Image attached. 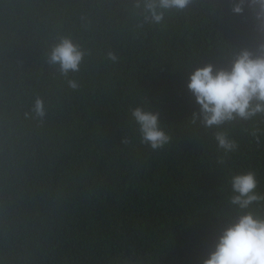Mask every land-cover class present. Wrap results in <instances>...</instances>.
Masks as SVG:
<instances>
[{
  "label": "trees",
  "instance_id": "obj_1",
  "mask_svg": "<svg viewBox=\"0 0 264 264\" xmlns=\"http://www.w3.org/2000/svg\"><path fill=\"white\" fill-rule=\"evenodd\" d=\"M234 2L154 24L137 0H0V264H202L239 215L264 218V199L230 203L247 172L264 197V113L206 128L186 89L196 68L264 44ZM65 37L84 53L67 76L48 59ZM137 107L158 114L163 147L142 142Z\"/></svg>",
  "mask_w": 264,
  "mask_h": 264
},
{
  "label": "clouds",
  "instance_id": "obj_2",
  "mask_svg": "<svg viewBox=\"0 0 264 264\" xmlns=\"http://www.w3.org/2000/svg\"><path fill=\"white\" fill-rule=\"evenodd\" d=\"M192 0H137L136 7L143 10L146 22L159 24L169 10H183ZM245 7L253 12L257 27L264 31V0H235L233 15H242ZM84 53L69 38H61L49 54V63L58 65L61 75L79 71ZM109 58L116 57L109 53ZM75 89L77 84L68 81ZM186 89L199 107L192 115L195 123L199 118L206 128L219 126L236 118L248 120L264 113V44L255 52L242 49L233 55L228 69H217L208 64L196 68L188 76ZM32 112L44 116L43 101L37 98ZM131 116L139 126L142 142L153 150L163 147L169 136L158 125V114L137 107ZM217 145L224 151H232L234 142L225 135L215 136ZM257 181L253 172L231 178L230 203L239 209H248L264 197L256 193ZM202 264H264V218L251 212L239 215L235 222L224 228L215 240L213 248L202 259Z\"/></svg>",
  "mask_w": 264,
  "mask_h": 264
}]
</instances>
